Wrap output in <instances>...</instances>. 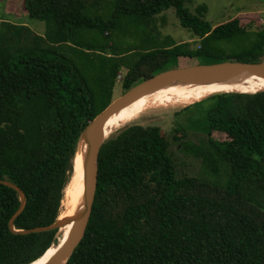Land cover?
Instances as JSON below:
<instances>
[{
	"label": "trees",
	"instance_id": "obj_1",
	"mask_svg": "<svg viewBox=\"0 0 264 264\" xmlns=\"http://www.w3.org/2000/svg\"><path fill=\"white\" fill-rule=\"evenodd\" d=\"M190 1L23 0L42 34L0 22V179L26 196L15 229L59 216L80 132L114 99L122 68L124 93L178 57L264 61L263 27L211 25ZM169 8L194 46L160 32ZM175 115L170 135L133 123L101 144L90 217L65 264H264V90L214 94ZM172 144L196 174L178 173ZM18 204L0 184V264H29L57 241L58 229L9 231Z\"/></svg>",
	"mask_w": 264,
	"mask_h": 264
},
{
	"label": "water",
	"instance_id": "obj_2",
	"mask_svg": "<svg viewBox=\"0 0 264 264\" xmlns=\"http://www.w3.org/2000/svg\"><path fill=\"white\" fill-rule=\"evenodd\" d=\"M264 80V61L240 62L222 61L210 64H195L191 66L177 67L159 72L149 78L143 79L133 85L122 95L113 99L103 110L90 120L81 130L77 149L83 151V197L78 209L68 216L57 217L56 220L45 226H38L29 229H15L13 222L23 211L26 205V196L16 184L0 179V184L13 189L19 199L16 211L8 220V229L13 233L28 234L35 232L60 229L68 223H73L72 229L58 250L44 264H65L75 247L84 235L87 226L92 204L94 200L97 181V157L101 144L108 136L104 133V124L108 117L114 112L132 102L136 98L154 92L160 88L177 85H207V84H240L248 78ZM259 89L254 92L262 91ZM224 92L242 91H217L214 95ZM247 92V93H254ZM207 96V97H208Z\"/></svg>",
	"mask_w": 264,
	"mask_h": 264
},
{
	"label": "rangeland",
	"instance_id": "obj_3",
	"mask_svg": "<svg viewBox=\"0 0 264 264\" xmlns=\"http://www.w3.org/2000/svg\"><path fill=\"white\" fill-rule=\"evenodd\" d=\"M22 4L23 0H0V22L10 21L13 23H23L35 33L42 34L44 31V22L30 18L24 10ZM201 4L206 5L207 9L204 14V19L211 25H216L231 18L237 17L241 25L244 26L247 30L256 31L260 27L264 28V0H191L189 3H186V7L189 9V11L194 13L195 8ZM157 25L160 32L163 35H168L173 42L179 43L182 41H187L191 42V46H194L193 43L196 40V37L192 34V32L180 25L173 8H169L158 15ZM129 41L132 40L129 38L121 39V41L119 42V46L124 47ZM135 43L139 44V42ZM132 57L133 54L129 55V58ZM202 60V58L178 57L174 60H170L164 66L165 69L163 68V70H159L155 74L171 68L191 66L195 64H205L201 63ZM122 69L123 70L117 77V82L115 83L113 88L114 99L123 94L120 87V80L123 76L125 68ZM183 106L178 105L151 108L142 113L139 117L125 123L119 128L133 123L141 125H158L161 127L164 133L170 135L172 133V128L175 125V119L181 116L178 115L176 117L175 114ZM116 130H114L113 132H115ZM213 137L219 140L225 139V136L223 134L218 133H213ZM175 148L176 146L173 144L170 147V149H172L175 153V163L178 173L180 175L183 173L196 174V172L198 171L197 161L191 157L185 156L180 152H177ZM72 177L75 178L74 169L70 178ZM61 210L62 206L60 205V213Z\"/></svg>",
	"mask_w": 264,
	"mask_h": 264
},
{
	"label": "bare ground",
	"instance_id": "obj_4",
	"mask_svg": "<svg viewBox=\"0 0 264 264\" xmlns=\"http://www.w3.org/2000/svg\"><path fill=\"white\" fill-rule=\"evenodd\" d=\"M264 88V80L248 78L240 84H207V85H177L160 88L145 94L128 103L108 117L104 124V133L109 136L114 130L127 122L139 117L145 111L154 107L185 106L206 98L217 91L254 92ZM122 128V127H121ZM75 178H70L63 190L61 200L62 210L59 218L72 215L80 206L83 197V151L77 149L73 158ZM72 176V175H71ZM73 223L60 228L57 241L36 260L29 264H44L62 245L72 229Z\"/></svg>",
	"mask_w": 264,
	"mask_h": 264
}]
</instances>
